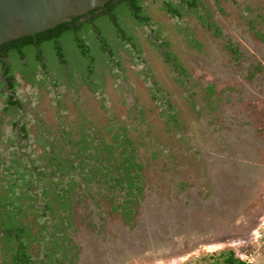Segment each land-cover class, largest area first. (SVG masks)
<instances>
[{"label":"flooded vegetation","instance_id":"obj_1","mask_svg":"<svg viewBox=\"0 0 264 264\" xmlns=\"http://www.w3.org/2000/svg\"><path fill=\"white\" fill-rule=\"evenodd\" d=\"M143 1L109 0L103 7L66 22L69 30L61 31L56 26L31 35L34 36L31 47L0 51V57L7 59V62L0 59V74L4 71L8 90L19 97L28 111L19 124L20 136L28 138V143L19 142L15 137V125L24 111L14 96L5 92L0 80V264L127 263L157 250L162 252L192 244L194 241L187 237L183 226L203 228L193 223V217L205 213L204 209L222 215L220 217L229 216L230 213H226L228 208L239 217L254 193L256 183L249 179V171L242 178L238 175L240 164L255 163L259 157V151L254 155L259 144L253 125L242 119L226 118L221 111L222 103L228 99L224 92L220 97L212 83L200 86L192 80L184 65L189 64L186 55L177 47H167L165 39L151 27L152 20L146 13L148 6ZM164 1L160 0L159 8L166 12ZM182 8V16L194 14L202 28L220 39L236 64L241 65L250 59L243 65V80L262 78L263 56L246 57L237 43L224 40L223 31L212 23V18L197 2L194 7L184 2ZM195 9L201 11L202 18L196 16ZM247 14H250L247 8L240 9L239 16L264 44V15ZM141 36L154 58V66L169 73L162 72L161 76L182 93L187 109L182 118L192 123L190 135L189 131H184L183 127L187 125L177 116L168 92L160 88L155 74L150 71L148 59L137 53L143 64L140 69L132 71L133 76L141 81L138 84L115 57L113 50H122L125 46L136 52L133 38ZM185 37L187 44L196 48L193 38ZM74 38L83 43L87 53L81 55L78 48L73 47L71 39ZM126 55L124 52L123 57ZM89 58L92 61L87 69L84 62ZM102 58L107 59L105 69L114 70L112 76L119 80L123 91L119 107L126 110L129 121L126 125L115 121L102 98L82 100L73 93L74 87L71 88L69 80L76 81L79 72L88 70V78L92 80ZM21 82L50 95L51 101L39 108L40 102L35 100L36 107L32 108L26 98L18 94ZM143 84L151 92V101L161 108L162 126L156 133L148 130L144 123V109L138 99V90ZM232 89L236 93L239 91V88ZM189 114L200 119V128L197 129ZM207 124L210 128L205 127ZM8 128L13 129V136L4 139V129ZM193 130L202 142L207 140L210 131L215 132L219 142L216 148L205 151L203 144L195 139ZM174 137L184 145L178 152L170 153L167 144H173ZM32 144L41 152L38 157L41 168L31 152H24ZM12 148L26 163L20 152L28 153L36 170L43 176L39 178L35 191L37 203L42 207L37 205L32 193L35 176L31 171V174H23L8 169ZM173 155H179L187 162L191 179L176 177ZM160 162L170 178L161 187L165 197L153 195L145 203L142 168ZM76 171L88 187L74 174ZM54 175L66 179L61 181L53 178ZM26 176L33 183L29 190L30 201L22 198L21 185ZM231 180H236L239 187H226ZM53 182H57L58 188L43 187ZM231 198L239 201L237 207L230 205ZM75 205L79 208L81 205V209L84 207L83 213L79 211L75 215ZM114 213L120 216V227H114L108 220V216ZM76 225L83 228L82 233H76ZM188 234L194 237L193 231ZM200 236H195V241Z\"/></svg>","mask_w":264,"mask_h":264},{"label":"rangeland","instance_id":"obj_2","mask_svg":"<svg viewBox=\"0 0 264 264\" xmlns=\"http://www.w3.org/2000/svg\"><path fill=\"white\" fill-rule=\"evenodd\" d=\"M143 2L144 5L148 6L146 13L152 20L150 22L151 27L159 33L162 39H165L167 44L177 47L186 55L185 57L189 64H185L184 61L182 62V56L181 62L187 66L188 73L192 77V80L200 84V86H206L212 83L215 93L220 95V97L221 95L223 96L222 92H224V95H226L228 99L225 103H222L221 111H223L226 118L231 117L234 120L242 119L246 123H251V125H253V129L256 133L255 137L259 144L254 150V155L259 151V157L255 159V163L246 164V170L249 171L247 175L248 177L251 175L249 179H253L256 183L254 193L251 195L246 206L241 210L239 217L229 214L232 218L231 222H227V226L221 227L224 228L223 230L217 227L219 229L217 232L218 234H213L214 236L212 235L211 237L205 238L199 237L196 241L195 239H190L194 241L192 244L179 245L174 249H165V251L162 252L157 250L151 252L149 256L135 257V259L122 264H196L195 261L199 258L217 253L224 249L232 250L235 257L249 263H264V74H262L263 76L259 80H243V65L248 64L250 59L243 62L241 65L236 64L234 60H232L231 54L221 44L220 39L202 28L199 22L194 19V14L182 16V4L185 2L184 0H175V5L178 10V13L175 15L170 14L168 11H161L159 8L160 0H144ZM197 3L201 7V10L212 18V23L223 31L224 40L228 39L237 43L239 49L245 53L246 57L254 58L256 55L264 57V44L256 38V35L250 29L247 22L239 16V11L243 7L247 8L248 12H250L247 16H256L255 14L257 13H262L264 15V0H198ZM254 10L257 12L253 13ZM195 13L198 18H202L199 9H195ZM186 35L193 38L196 42V48L193 47L194 45L189 46L187 44ZM71 40V44L73 47L78 48L77 50L81 55L88 52V49L83 47V43L79 41V39L77 40V38H74ZM133 42L136 52L125 46L122 50L120 48L113 50L115 52V57L123 63L124 68L132 77L133 82L138 84H140L141 81L136 79L132 73L133 70L136 71L143 66L137 53L141 57L147 58L151 64L150 71L155 74L160 88L168 92L169 97H171L175 105L177 116L183 119L187 109L185 102L181 98L183 97L182 93L174 87L168 79L161 76L162 72L167 73L168 71H165L161 67L154 66V58L148 52L142 36L133 38ZM124 52L127 53V55L123 57ZM91 61V58H89L84 62L85 68L88 69V67H90ZM130 61H132L134 67L130 65ZM106 62V58L100 59V65H98L92 80L88 78V70H85L83 73H78V81H73L70 78L71 88L74 87L73 93L82 100H88L90 97H95L97 100L102 98L106 109L112 113L115 121L126 125L129 123L126 110L125 108L120 110L119 107V103L124 97L123 91L119 86V80L112 76L114 70L111 68V71L105 69V67H108L105 66ZM228 86L230 88L227 91ZM232 88H239L238 93ZM147 89V85L144 84L142 88H139L138 99L140 105L144 109L145 126L151 132L156 133L162 126V121L159 116L161 108H159L156 102L151 101L150 97H152V95ZM17 91L18 94H22L24 98H26L27 103L32 108L36 107L35 100L40 102L38 105L39 108L51 101L50 95L42 91L40 92L35 87H30L23 82H21ZM176 102H178V105H176ZM189 116L191 115L189 114ZM190 120H194L197 129L202 126L200 119H196L195 116H191ZM217 121H221L219 117ZM184 122L187 126L182 127L185 132L189 131L188 135H190L192 132V127H190V125H192V123L191 121L186 122L185 120ZM205 127L210 128V124L205 125ZM0 130H2V128ZM193 131L195 133V139L203 144L204 150L207 152L213 151L219 143L216 140V133L213 131L209 132L210 135L207 140L203 142L199 134L195 132V130ZM3 135L4 139L6 137L12 138L13 129H4ZM172 141H174V143L167 144V147L170 146V153H176L179 147H182L184 144L179 143L178 137H174ZM9 151H12L9 157V167L12 166V170L16 168L18 173L29 174L26 168V162L16 155L13 148ZM24 152H31L36 158L38 168H41L42 163H40L41 160L38 158L41 152L35 145L32 144L31 147ZM12 159L15 160L12 162ZM172 165L176 170L175 175L178 179H191L187 162L181 156L173 155ZM42 169L46 170L45 167H42ZM166 171L162 162L156 164L149 163L142 168L144 186L146 187V193L143 195V201L145 203H148V201L153 198V195L158 194L160 197H165V194L161 192V187L162 184H165V180L170 179ZM253 174H257V176ZM192 179L195 180L194 178ZM31 180L30 177L26 176V180L21 185V189L23 190L22 198L28 201L32 200L29 193L33 185ZM44 185L43 187L50 186L51 188H58L57 182ZM84 210V207L81 209V205L80 208L79 205L74 206L75 215H77L79 211L83 213ZM108 220L114 227L120 225V216L117 213L109 215ZM232 222H235L234 226H232ZM75 227L76 233L83 232V228L79 229L78 225ZM222 237L226 239L220 240Z\"/></svg>","mask_w":264,"mask_h":264},{"label":"water","instance_id":"obj_3","mask_svg":"<svg viewBox=\"0 0 264 264\" xmlns=\"http://www.w3.org/2000/svg\"><path fill=\"white\" fill-rule=\"evenodd\" d=\"M108 1L109 0H0V45L11 40L24 36H31L36 33L52 29L60 24L70 22L77 17L87 14L93 9L103 7ZM164 50L165 46L162 45V51ZM0 59L7 62V59L3 57H0ZM3 74L4 71L0 74V80L3 83L5 92L13 95L20 103L21 108L24 111V113L16 120L15 137L19 142L25 141L28 143V138H22L20 136L19 126L20 122L24 119L28 112L27 107L21 102L17 95L8 90V84ZM184 78L189 87L190 83L187 82V77L184 76ZM20 154L27 160L30 171L35 176V186L32 193L35 196V201L37 203L38 194L35 193V191L39 184V178H42L43 176L36 170L34 162L28 153L20 152ZM239 166L241 167V170L238 172V175L242 178L247 170L244 164H240ZM74 174L79 176L84 185L88 187L84 178L78 171ZM52 177L61 181L66 179V177L58 175H54ZM238 185L239 184H237L236 180H231V182H227L226 187L236 189L239 187ZM37 205L42 207L41 204L37 203ZM219 229L223 228L220 227ZM219 229L206 236L218 234L217 232Z\"/></svg>","mask_w":264,"mask_h":264},{"label":"trees","instance_id":"obj_4","mask_svg":"<svg viewBox=\"0 0 264 264\" xmlns=\"http://www.w3.org/2000/svg\"><path fill=\"white\" fill-rule=\"evenodd\" d=\"M184 1L188 2L189 5L194 7L195 3L198 0H184ZM164 7L166 8V11H168L172 15H175L176 13H178V10H177L176 5H175V0H165L164 1ZM58 26L59 27L57 29H60L61 31L69 30V29H67L69 26L68 23H63V24L58 25ZM33 40H34V36H26V37H22L19 40L8 41V42L0 45V51L5 50V49H7V51H9L10 49H12V50L13 49L14 50L19 49L20 50L22 48L31 47L34 45ZM167 47H169V44L167 45ZM234 52H236V51H234ZM13 160H15V159H12L11 161L13 162ZM25 164H26V168H27L29 174H31L27 163H25ZM11 168H12V166L11 167L8 166L9 170H11ZM13 172L18 173V170L14 169ZM11 202H12V200H11ZM195 263L196 264H253V263H249L247 261H244V260H241V259L235 257L234 252L230 249H224V250H221L217 253H212L210 255H206V256L196 260ZM261 264H264V263H261Z\"/></svg>","mask_w":264,"mask_h":264},{"label":"bare ground","instance_id":"obj_5","mask_svg":"<svg viewBox=\"0 0 264 264\" xmlns=\"http://www.w3.org/2000/svg\"><path fill=\"white\" fill-rule=\"evenodd\" d=\"M229 191H231V190H229ZM235 198H231L233 202L232 203L228 202V203H230V205H233V206L235 205V207H237L239 201L237 199H235ZM225 207H226V205H224V207H223L224 210H225ZM202 211H204L205 213H203V214L202 213L201 214L199 213L197 217H193V219H192L193 220V223L195 225H197L198 228L199 227H203L202 229L201 228L200 229H197V228L194 229V227H193V229H191V228H188V226H186V225L183 226V228L186 229L187 237H189L191 240L196 239L202 233H205V234H203L205 236H200V237H203V238H205V237H211V236H206V235H208L210 233H214L218 229L217 227H225V226H227L226 223L227 222L230 223L231 220H232L231 216L233 214H232L230 208H228V211L226 213H230L231 216L226 215V218L225 217H220V216L216 215L214 212H212L210 210H207V209H204ZM238 216H240V213L238 214ZM232 223H233L232 226H234L235 225V222H232ZM232 226H230V227H232ZM192 231H193L194 237H191L188 234L189 232H192ZM195 236H196V238H195ZM225 239L226 238L222 237V239H220V240H225Z\"/></svg>","mask_w":264,"mask_h":264}]
</instances>
